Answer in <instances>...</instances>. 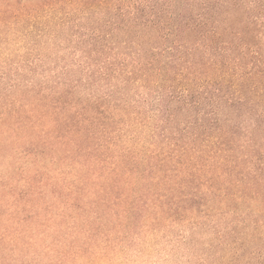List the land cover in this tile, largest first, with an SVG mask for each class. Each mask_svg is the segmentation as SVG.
Returning <instances> with one entry per match:
<instances>
[{
  "label": "trees",
  "instance_id": "trees-1",
  "mask_svg": "<svg viewBox=\"0 0 264 264\" xmlns=\"http://www.w3.org/2000/svg\"><path fill=\"white\" fill-rule=\"evenodd\" d=\"M264 264V0H0V264Z\"/></svg>",
  "mask_w": 264,
  "mask_h": 264
},
{
  "label": "rangeland",
  "instance_id": "rangeland-1",
  "mask_svg": "<svg viewBox=\"0 0 264 264\" xmlns=\"http://www.w3.org/2000/svg\"><path fill=\"white\" fill-rule=\"evenodd\" d=\"M175 246H159L156 251H147L145 255L137 258L135 264H197L187 262L191 252L186 250V240L183 243H172Z\"/></svg>",
  "mask_w": 264,
  "mask_h": 264
}]
</instances>
